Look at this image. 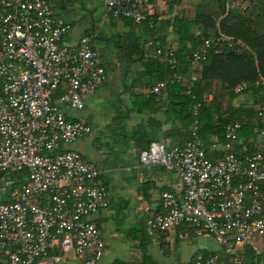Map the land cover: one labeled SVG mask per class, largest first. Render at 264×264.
I'll list each match as a JSON object with an SVG mask.
<instances>
[{"label":"built area","instance_id":"obj_1","mask_svg":"<svg viewBox=\"0 0 264 264\" xmlns=\"http://www.w3.org/2000/svg\"><path fill=\"white\" fill-rule=\"evenodd\" d=\"M166 1L103 0V5L106 18L153 29L159 2ZM71 32L50 0H0V173L23 176L18 188L9 183L0 201V253L6 264H64L71 258L101 264L105 253L92 216L108 208L109 191L102 171L71 149L91 133L88 122L71 113L84 109V99L104 85L107 72L93 44L95 34L68 44ZM213 41L234 45L224 37L204 40L188 58L192 68L206 61ZM157 46L152 57L172 74L147 89L150 98L182 82L174 51ZM196 80L193 75L189 95ZM255 87L264 91V80ZM242 90L243 85L236 93ZM210 100L203 96V102ZM200 107L193 108L187 140L172 147L152 143L138 155L141 166L163 168L183 184L181 197L160 193L146 232L186 226L197 237H211L219 253L198 254L192 264H264V158L241 143L242 125L233 121L219 145L222 157L212 162L200 135ZM257 116L258 141L264 144V107Z\"/></svg>","mask_w":264,"mask_h":264},{"label":"crops","instance_id":"obj_2","mask_svg":"<svg viewBox=\"0 0 264 264\" xmlns=\"http://www.w3.org/2000/svg\"><path fill=\"white\" fill-rule=\"evenodd\" d=\"M186 1L194 2L184 0ZM50 2L53 10L56 4L60 10V14L55 10L54 12L73 27L70 36L65 40L66 43L75 44L79 38L93 33L95 34L93 44L102 58L105 69L107 67L112 71L115 67H125V73L116 74L114 78L120 89H117L118 97L113 99L120 106H115L113 102V115L104 114L106 117H103L100 112L102 111L100 105H104L105 100L112 104L109 96L106 97L111 89L108 74L104 85L93 96L84 99L85 107L77 113L91 127V133L80 140V154L102 171V183L110 196L108 208L92 216L105 243L101 264H192L198 254L219 253V248L209 251L207 235L197 237L193 230L186 226H181L171 233H155L149 236L146 232V220L159 210L160 193L169 191L181 197L183 184L178 176L163 168L141 166L138 155L147 147L148 142L163 143L167 147L181 144L189 137L187 134L189 135L190 127L184 128L179 120L177 108L171 107L174 104V95L168 89L159 98H150L146 93L148 88L141 87L145 81V78H142L145 71L143 63L152 58L154 51L146 46L139 58L134 59L136 55H133L132 59L125 55L126 51H130L129 49L124 51L125 37L131 35L145 41L143 28L131 27L123 21L106 18L103 0H86L80 5V9L82 13L87 14L90 23L86 26L80 24V30L76 31L74 23L63 16L70 11L65 2L62 0ZM159 6V19L166 20L179 13L177 5L173 6L171 11L167 9L168 5L165 3L159 2ZM96 16L100 18L99 24ZM172 41L173 39L169 37L166 46L176 51L177 46ZM134 69L137 71L134 72ZM193 75L196 76L191 74L190 78ZM237 100L239 103L235 102L236 106L242 102L241 97ZM250 101L248 98L246 102ZM258 129L253 130L254 135ZM246 132H249V129L242 128L239 134L242 144L246 142ZM258 142L256 137L254 145ZM75 144L71 145V149L77 150ZM207 150V156L211 161H218L222 156L219 145L212 143ZM114 155L117 160L113 159ZM5 199L6 193L0 196V201ZM114 218L122 221L120 224L114 223L115 229L110 226ZM121 224L134 226L128 237L132 236V243L138 245L118 256L112 252L111 246H108L104 234L114 238ZM165 254L169 260L164 259ZM1 262L6 264L3 253H0ZM67 262L76 261L71 258L64 264Z\"/></svg>","mask_w":264,"mask_h":264},{"label":"trees","instance_id":"obj_3","mask_svg":"<svg viewBox=\"0 0 264 264\" xmlns=\"http://www.w3.org/2000/svg\"><path fill=\"white\" fill-rule=\"evenodd\" d=\"M193 1L187 3L184 0H167V9L171 11L173 6L177 5L179 13L166 20L159 19L160 15L157 13L153 29L146 24L136 25L119 19L131 27L141 26L146 37L145 41L131 35L125 37L124 51L130 50L126 51L125 55L132 59L133 55H136L134 59L139 58L146 46L155 53L157 45H167L166 42L171 37L177 46L174 51L178 61L175 71L182 75V84L169 86L168 90L174 95V104L171 107L177 108L179 120L184 128L189 129L193 121V108L200 103L198 119L206 154L212 143H225V126L236 121L242 128L249 129L243 144L247 145L249 150L259 151L264 158V144L258 142L255 146L258 132L253 134V130L260 127L257 115L264 107V91L255 87L256 82L264 80V0H240L237 5H234L232 0ZM222 37L230 39L234 43L233 47L229 48L225 42L213 41L206 61L199 67L190 66L188 58L202 46L204 40ZM149 43L152 45L149 46ZM143 65L145 71L142 78H145V81L141 87L144 88H151L166 81L172 74L167 64L160 63L153 57ZM191 74H195L197 80L192 82L189 95L187 91L191 86ZM242 85L243 90L236 93L237 88ZM205 94L211 98L208 103L203 102ZM240 97L242 102L236 106L235 102L238 104L237 99ZM248 98L250 102H246ZM149 145L150 142L145 149ZM15 176L20 183L23 181L20 174L16 173ZM18 181H15L17 188L20 186Z\"/></svg>","mask_w":264,"mask_h":264},{"label":"rangeland","instance_id":"obj_4","mask_svg":"<svg viewBox=\"0 0 264 264\" xmlns=\"http://www.w3.org/2000/svg\"><path fill=\"white\" fill-rule=\"evenodd\" d=\"M62 1L65 2L68 9L70 10L69 12L64 14L63 16L67 20L74 23V28L76 29V31L80 30V24H82L83 26H86L87 24L90 23V20L87 18V14L82 13V10L80 9V5H83L86 2V0H62ZM239 2H240V0H238V1L232 0V3L234 5L240 4ZM54 10L60 14V10H59L57 4H56V8ZM95 18L98 19L97 24H99L100 18H97V16ZM72 31H73V27H72ZM138 69H140V68H138ZM136 71H137V69H134V72H136ZM123 73H125V67L124 66L115 67V70H112V71H111V69L108 70V68H107V74L109 76V86L111 89L107 93L106 97L109 96L108 98L110 99L112 104L108 103V101L105 100L104 105H100L101 106L100 108L102 109V111H100L101 115H104V114H112L113 115V113H114V109L112 108V107H114L113 102H114L115 106H120L118 104V102H115L113 99V97H118L116 95V93L119 91L117 89H120V87L117 86L114 78H115L116 74L123 75ZM77 113L78 112H75L72 114L74 118L79 117L77 115ZM103 117H106V115H104ZM75 145L77 147V150H75V151L80 153V140L77 141ZM113 159L117 160L115 155H114ZM15 175H16V173L11 171V170L8 172L0 173V196L5 194V193L7 196L8 186H10L9 183L18 181L17 177ZM121 222H122L121 220L114 218V219H112L110 226L115 229L114 223L120 224ZM133 227L134 226L131 224L120 226L118 229L119 232L114 238H111L107 234L106 235L104 234V237H105L106 241L108 242V246H111L112 252L114 254L119 256L122 254L123 251H129L134 245H136V246L138 245V243H132V236L130 238L128 237L129 236L128 234L131 233V229ZM206 242L209 245L208 246L209 251H212L215 248L216 249L218 248V246L215 244V242L213 241V239L211 237L207 236ZM163 257L166 260L167 254H165ZM167 260H169V259H167ZM67 264H77V262H72V263L67 262Z\"/></svg>","mask_w":264,"mask_h":264}]
</instances>
